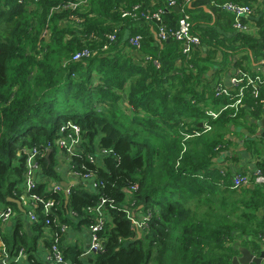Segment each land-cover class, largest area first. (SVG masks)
Segmentation results:
<instances>
[{
    "label": "trees",
    "instance_id": "16d2710c",
    "mask_svg": "<svg viewBox=\"0 0 264 264\" xmlns=\"http://www.w3.org/2000/svg\"><path fill=\"white\" fill-rule=\"evenodd\" d=\"M242 1L186 3L200 44L183 53L171 36L155 37L160 26L171 35L182 16L165 0H0V210L9 206L24 216L11 200L23 194L25 158L18 153L38 147L43 177L34 191L54 200L51 214L38 207L39 220L57 218L76 228L95 225L97 208L105 216L97 231L102 249L88 259L80 257L81 242L58 235L60 264H232L240 247L264 254V183L251 179L253 188H234L235 175L252 178L254 172L222 166L241 120L261 113L264 87L254 96L247 86L240 107L206 116L207 109L231 102L217 94L220 84L232 87L231 95L238 92L224 84L227 72L230 80L237 69L252 72L264 61V10L251 20L254 35L237 31L222 9ZM158 8L159 21L142 15ZM135 36L138 47L129 42ZM86 48L88 56L73 59ZM69 122L82 138L73 170L78 177L94 176L97 187L76 179L65 205L63 192L50 195L49 188L61 181L55 140ZM256 169L264 174V159ZM128 212L145 225L137 229ZM42 227L32 225L39 233ZM3 228L0 241L8 250L35 252L36 235L18 225L8 236ZM32 259L52 264L36 254L21 264Z\"/></svg>",
    "mask_w": 264,
    "mask_h": 264
},
{
    "label": "built area",
    "instance_id": "2783aa9c",
    "mask_svg": "<svg viewBox=\"0 0 264 264\" xmlns=\"http://www.w3.org/2000/svg\"><path fill=\"white\" fill-rule=\"evenodd\" d=\"M21 1V0H17ZM79 3H86L87 0H76V2ZM191 0H183V5H178L177 0H165L166 7L174 8L176 6L180 7V13H182V16L178 20V27L176 31L172 32L171 35L166 32V30L163 27H158L157 35L155 36L158 40H165L169 38L170 36L175 39L176 41L180 42V44L183 47V53H188L192 51L195 47H197L200 44V40L198 36L194 35L191 32V17L190 14L186 11H184V5L188 3ZM78 3L73 4L72 7H75ZM264 6V5H263ZM222 9L226 11L227 13H230L233 16V27L239 31V32H247L252 33L254 35H257L258 28L255 24L251 23V20L254 19L258 12L261 10V12L264 10L257 9L255 5L252 4H239L234 2H226L222 5ZM163 12L162 8H158L153 13L147 12L144 15L145 18L152 19L159 21L160 15ZM263 13V12H262ZM126 13H124L125 15ZM262 15V14H261ZM242 18H247L250 22H243ZM264 19V16H263ZM116 38L115 34L112 33L108 36V39L110 41H114ZM139 36H135L130 38L129 42L138 47L139 46ZM106 48V46H104ZM89 55V49H84L81 52H78L74 55L73 59L79 60L83 56ZM253 73V75H251ZM230 86H237L238 92L231 95L232 87L228 86H218L217 87V94L225 95L229 97V103H226L223 105L219 111H213L210 109H207V114L210 115L211 118H216L221 110L227 108V107H234L237 109L238 106L242 105V97H243V90L247 88V86H251L253 91L252 94L254 96L258 95L259 89L261 87H264V64L260 65L259 67H255L252 72H247L241 69H237L235 71L234 76L230 77L229 80ZM264 110V106H263ZM204 128L207 130L209 129L208 124H204ZM68 130L66 133L65 131ZM55 143L57 147L59 148V153L56 156L57 159V165L62 162H68L70 164L69 167V173L72 177L76 178L77 180H90L88 187L90 189H96L97 182L95 180L94 176H83L78 177V174L76 171L73 170V166L71 164L72 157L76 153V149L82 143L81 138V132L77 125L73 123H68L64 125L60 131H59V137L55 140ZM104 152V151H102ZM22 155L25 158V173L23 175V182L21 183L20 187L23 188V194L21 195L19 202L21 207L24 209V215L27 217V219L30 221V223L33 225L35 223H38V225H43V227L40 229V233L38 231H35L33 228L32 230L35 232L36 240H35V252L31 251V254H38L37 250L42 249L44 251V258L42 260L43 263H52V264H60L63 260V251L58 245L57 237L58 235H62L65 241L68 242L66 239V233L69 229V225H67L64 222H58L57 218L50 219L49 217L39 220L41 215L37 214L38 207L42 205V211L44 212L43 215L51 214L52 207L54 205V200L51 198H48L45 200L41 195L36 193L34 190L36 182L41 180L43 177L41 174V165L38 161V154L39 150L38 147H30V148H22L20 152L18 153ZM90 160L95 161V158L93 155H90ZM56 165V170L58 171ZM254 175L252 178L248 173H242L239 175H235L232 184L234 188H240L246 185L251 184V179H254L255 183H264V174L259 170L255 169ZM70 188V186H68ZM69 190V189H68ZM50 195L57 194L60 192H64L63 186L60 184V182H52L49 188ZM100 205L105 203V200L100 198ZM98 212V219L97 223L91 227H89L91 232V240L88 246H85L83 251L80 253V257L82 259H88V257L93 253L100 251L102 249V241L97 233V231L101 228L103 218V212H101L100 208H97ZM71 215H74L70 211ZM18 213L14 211L11 207H5L0 210V226L4 227L6 223L9 221H12L15 217H17ZM128 215L132 216L130 212H128ZM130 216V217H131ZM132 222L134 226L138 228H142L145 225L144 219L138 220L136 217H131ZM53 222V223H52ZM50 223L52 225L54 224L57 229L52 230L50 227ZM34 235V236H35ZM33 237V236H31ZM76 244V243H75ZM78 244V243H77ZM39 248V249H38ZM30 253L28 254L27 250L21 249L18 253H15L14 251L8 250L2 241H0V263L3 264H13L18 263L21 264L22 262H27ZM37 257V256H36ZM28 264H35L33 262V259ZM261 264H264V256L261 259Z\"/></svg>",
    "mask_w": 264,
    "mask_h": 264
},
{
    "label": "crops",
    "instance_id": "0c3cea01",
    "mask_svg": "<svg viewBox=\"0 0 264 264\" xmlns=\"http://www.w3.org/2000/svg\"><path fill=\"white\" fill-rule=\"evenodd\" d=\"M242 2L244 4L251 3L252 5H255L257 9L264 8V0H244ZM206 10H208V8ZM261 14L262 12L260 10L258 12V15L254 19H259L261 17ZM223 23V21L219 22V24H216L217 26H215V28L219 30L220 25H224ZM216 58L217 60H221L222 55L220 53H217ZM262 63L264 64V61L259 60L257 63L254 64V68L263 65ZM229 73L227 72L226 75L222 77L224 84L229 83ZM260 112L261 113L258 114V116H246L245 118H243L238 129L239 134H233L231 137V140L233 141V146L229 151L225 153L230 157L223 162L222 166L224 168H230L233 173L235 171H254L258 167V163L260 161L262 162V160L264 159V110L262 109ZM239 138L241 139V141L238 140ZM244 138L247 143L244 141ZM69 167L70 164L65 161H62L57 165L58 173L61 176V181L67 182L68 185L71 187L72 185H76L78 182H76V178L70 175ZM80 182L84 183L85 187L88 188V185L91 181L83 180ZM103 218L105 219L104 214ZM18 225L20 229H22L28 236L35 235V232L32 230V224L25 215L23 216L22 212L21 215H17V217H15L12 221H8L6 223L3 228L5 234H8V236L11 235L13 230ZM66 239L69 243L81 242L84 247L88 246L91 240L90 229L89 227L83 226L76 228L69 226V229L66 233ZM37 253V259L42 261L44 258V251L42 249H39L37 250ZM85 264L89 263L86 262Z\"/></svg>",
    "mask_w": 264,
    "mask_h": 264
},
{
    "label": "water",
    "instance_id": "95a60500",
    "mask_svg": "<svg viewBox=\"0 0 264 264\" xmlns=\"http://www.w3.org/2000/svg\"><path fill=\"white\" fill-rule=\"evenodd\" d=\"M176 9L177 12H180V7L179 6H176L174 7ZM49 154V152H48ZM60 184L63 186L64 188V198H65V205L67 204L68 202V193H69V190H68V183L67 182H63L61 181ZM250 188H253V184L250 185ZM14 203H16L17 207L24 211V209L21 207L20 205V202L19 200H14V199H11ZM239 251L241 253V255L239 257H234L233 260H232V264H248L249 262H255L257 264H260L261 263V259L263 257V253H261L260 256H254L253 254H251L247 248L245 247H240L239 248ZM0 264H3V263H0Z\"/></svg>",
    "mask_w": 264,
    "mask_h": 264
},
{
    "label": "rangeland",
    "instance_id": "374dc122",
    "mask_svg": "<svg viewBox=\"0 0 264 264\" xmlns=\"http://www.w3.org/2000/svg\"><path fill=\"white\" fill-rule=\"evenodd\" d=\"M231 102H232V101H231ZM238 107H240V106H238ZM238 107H237V108H238ZM227 108H229V107H227ZM232 108H234V107H232ZM216 109H217V107H216ZM216 109H215V110H216ZM225 109H226V108H225ZM234 109H235V108H234ZM210 110H212V109H210ZM215 110H213V111H215ZM219 110H220V109H218L217 111H219ZM223 110H224V109H223ZM207 111H208V110H206V116L210 117V115L207 114ZM221 111H222V110H221ZM221 111H220V112H221ZM231 137H232V136H231ZM238 140L241 141L240 138H239ZM30 255H31V256H35L34 254H30Z\"/></svg>",
    "mask_w": 264,
    "mask_h": 264
}]
</instances>
